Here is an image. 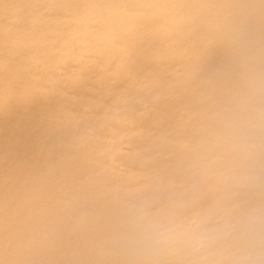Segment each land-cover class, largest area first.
Segmentation results:
<instances>
[{"label":"bare ground","instance_id":"bare-ground-1","mask_svg":"<svg viewBox=\"0 0 264 264\" xmlns=\"http://www.w3.org/2000/svg\"><path fill=\"white\" fill-rule=\"evenodd\" d=\"M0 264H264V0H0Z\"/></svg>","mask_w":264,"mask_h":264}]
</instances>
